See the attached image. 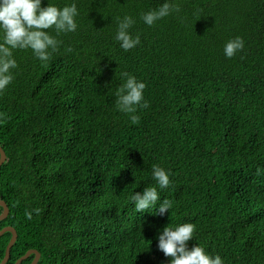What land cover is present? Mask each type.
Wrapping results in <instances>:
<instances>
[{
  "label": "trees",
  "instance_id": "1",
  "mask_svg": "<svg viewBox=\"0 0 264 264\" xmlns=\"http://www.w3.org/2000/svg\"><path fill=\"white\" fill-rule=\"evenodd\" d=\"M164 2L41 0L75 3L78 27L57 37L47 63L14 50L18 67L0 92L9 210L0 229L17 233L5 264L30 249L37 264H170L158 234L186 222L196 226L189 248L264 264V0H168L178 13L144 23L141 14ZM125 15L141 40L127 52L115 40ZM236 36L244 48L227 58ZM124 72L146 84L138 124L116 106ZM153 165L169 187L159 189ZM145 187L160 193L152 210L167 198L169 212L135 210L130 196ZM10 237L0 236V262Z\"/></svg>",
  "mask_w": 264,
  "mask_h": 264
},
{
  "label": "clouds",
  "instance_id": "2",
  "mask_svg": "<svg viewBox=\"0 0 264 264\" xmlns=\"http://www.w3.org/2000/svg\"><path fill=\"white\" fill-rule=\"evenodd\" d=\"M180 6L165 0L157 9L141 14V19L149 26L158 20L169 16L173 12H179ZM78 9L75 3L58 7L48 3L46 7L41 6V0H0V92H3L14 79L13 71L18 67L13 52L16 49H31L34 55L42 62L47 63L56 52L62 41L57 39L61 33L75 32L77 30L76 17ZM135 24L133 17L125 15L123 19L117 17V32L115 40L120 42V47L129 51L141 43L140 35L133 36L130 29ZM53 30L56 35L50 34ZM244 48V40L240 36L229 40L224 47L227 58L234 57L238 51ZM66 51L72 52L69 46ZM126 77L116 91L117 109L127 115L132 124H138V108H148L149 103L144 99L143 90L146 84L138 81L135 76L127 72L121 74ZM153 178L157 181L159 189L169 187L171 181L168 172L158 165H153ZM256 174H261L257 168ZM160 199L157 187H145L143 192H134L130 200L134 202L135 210L143 213L152 211L153 214L163 216L172 207V201L165 198L158 207L154 206ZM37 215L41 209H33ZM25 217L32 219V212L25 211ZM195 224L186 222L175 228L164 226L158 234L157 247L165 257H170V264H224L219 255L210 256L203 247L194 245L188 247V241L193 239Z\"/></svg>",
  "mask_w": 264,
  "mask_h": 264
},
{
  "label": "water",
  "instance_id": "3",
  "mask_svg": "<svg viewBox=\"0 0 264 264\" xmlns=\"http://www.w3.org/2000/svg\"><path fill=\"white\" fill-rule=\"evenodd\" d=\"M6 158V154H5V151L3 150V148L0 146V165L4 162ZM0 205L3 207V210L1 211L0 213V220L4 219L7 215H8V206L7 204L0 199ZM5 232H10L11 233V237L6 245V248H5V252H4V256L0 262V264H5L6 261L8 260L9 256H10V249L11 247L13 246V244L15 243L16 241V238H17V233H16V230L7 225V226H4L2 229H0V236L5 233ZM34 253V258L32 259V261L30 262V264H37L38 260H39V257H40V253L35 250V249H30V250H27L22 256H20L14 264H21V262L23 260H25L30 254Z\"/></svg>",
  "mask_w": 264,
  "mask_h": 264
}]
</instances>
